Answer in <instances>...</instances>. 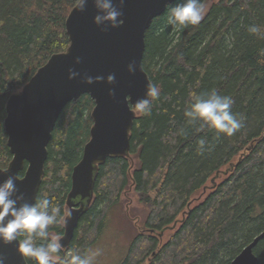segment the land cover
I'll return each instance as SVG.
<instances>
[{"label": "trees", "instance_id": "16d2710c", "mask_svg": "<svg viewBox=\"0 0 264 264\" xmlns=\"http://www.w3.org/2000/svg\"><path fill=\"white\" fill-rule=\"evenodd\" d=\"M179 2L168 4L145 32L142 67L160 87V98L150 116L134 118L129 156L99 165L92 201L61 257L96 241L108 211L129 186L147 213L119 264H230L264 229V39L248 31L250 25L264 26V0H204V20L176 31L166 26V14ZM74 5L75 0H0L1 168L11 160L6 101L52 54L66 50L65 19ZM213 88L230 95L231 111L245 118L232 137L186 122L191 94ZM93 106L88 94L68 102L47 145L37 198L47 194L62 216L72 168L90 137ZM200 139L206 141L202 154ZM171 227L162 242L160 233ZM62 234L63 222L49 227V239ZM254 253L264 264V238Z\"/></svg>", "mask_w": 264, "mask_h": 264}, {"label": "water", "instance_id": "95a60500", "mask_svg": "<svg viewBox=\"0 0 264 264\" xmlns=\"http://www.w3.org/2000/svg\"><path fill=\"white\" fill-rule=\"evenodd\" d=\"M173 1L125 0L120 9L123 25L107 26V31L101 30L106 25L97 26L93 21L98 14L93 0H88L84 11L74 5L65 19L69 41L66 50L52 54L6 101L4 128L11 160L6 168L0 167V181L16 176V187L29 203H34L44 175L47 145L62 109L82 94L93 100L90 137L72 168L66 194V213L71 212V216L64 215L62 248L70 244L80 217L88 210L99 165L108 157L129 156L130 132L136 115L129 111L128 104L144 96L145 85L150 81L142 67L145 32L153 18ZM76 57H80V63L75 62ZM133 60L136 71L129 73L127 65ZM69 69L79 75L69 79ZM108 74L115 75L114 83L106 81ZM98 75L105 79L91 84L84 81L85 76ZM109 89L114 90L113 96L109 95ZM23 169V175L19 176ZM263 238L264 229L230 264H258L254 248ZM0 259L3 264H28L17 252L15 241L0 243Z\"/></svg>", "mask_w": 264, "mask_h": 264}, {"label": "clouds", "instance_id": "9594fccd", "mask_svg": "<svg viewBox=\"0 0 264 264\" xmlns=\"http://www.w3.org/2000/svg\"><path fill=\"white\" fill-rule=\"evenodd\" d=\"M88 0H75L76 9L84 11ZM98 10L93 18L97 26L106 25L102 31H107V26L112 28L123 25V12L120 10L125 0H93ZM208 6L204 0H181L175 6L167 9L166 26H171L176 31H182L189 26H198L205 18ZM248 31L258 38L264 39V26L250 25ZM80 63V57L75 58ZM129 73L136 71V62L128 63ZM79 74L69 69V79ZM105 79L102 76H85L88 84ZM106 81L109 84L115 82V75L108 74ZM114 90L109 89V95L113 96ZM160 87L149 81L145 85V93L142 98L128 104L129 111L134 115L150 116L153 101L160 98ZM234 103L230 95H221L213 88L205 93L191 94V99L184 110L189 125L199 122V130L204 127L214 129L217 135L227 137L234 136L245 126V118L238 117L231 109ZM206 141H198L199 151L205 150ZM16 176H8L0 181V243L7 245L16 242L17 252L25 259H34L37 264H94L97 257L102 255V249L85 250L70 249L62 257L60 256L63 245L58 236L49 239V227L61 223L65 217L61 215L59 206H53L47 194L36 198L34 203H29L16 187ZM68 217L71 212L66 213ZM40 241V242H38ZM0 264L3 260L0 259Z\"/></svg>", "mask_w": 264, "mask_h": 264}, {"label": "rangeland", "instance_id": "374dc122", "mask_svg": "<svg viewBox=\"0 0 264 264\" xmlns=\"http://www.w3.org/2000/svg\"><path fill=\"white\" fill-rule=\"evenodd\" d=\"M212 1L207 0V4ZM133 160L135 163V158ZM66 212L67 209L65 214ZM146 213V208L138 203L132 186H129L121 195L119 202L108 211L103 229L96 241L86 249H102V255L97 257L94 264H119L139 231ZM171 230H173L172 227L160 234L162 242L168 239ZM147 263L148 260L143 264Z\"/></svg>", "mask_w": 264, "mask_h": 264}]
</instances>
